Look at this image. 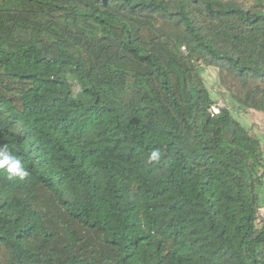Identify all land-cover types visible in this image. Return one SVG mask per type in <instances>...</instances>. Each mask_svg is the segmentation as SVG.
Instances as JSON below:
<instances>
[{
	"label": "trees",
	"instance_id": "trees-1",
	"mask_svg": "<svg viewBox=\"0 0 264 264\" xmlns=\"http://www.w3.org/2000/svg\"><path fill=\"white\" fill-rule=\"evenodd\" d=\"M205 68L264 116V0H0L9 262L264 264V149Z\"/></svg>",
	"mask_w": 264,
	"mask_h": 264
},
{
	"label": "rangeland",
	"instance_id": "rangeland-1",
	"mask_svg": "<svg viewBox=\"0 0 264 264\" xmlns=\"http://www.w3.org/2000/svg\"><path fill=\"white\" fill-rule=\"evenodd\" d=\"M237 1L248 4L252 0H237ZM201 74L205 81L206 86L208 87V89L210 90L212 96L216 99V101H218L219 104L227 103L230 107H233V109L237 111V108L235 107V105H233L235 103L231 101L228 93L222 90L223 88L220 87L216 70L213 68H205L204 70H202ZM252 112H256V111H252ZM258 219L260 220L264 219V203L262 207H260L258 210ZM0 264H11L2 246H0Z\"/></svg>",
	"mask_w": 264,
	"mask_h": 264
},
{
	"label": "clouds",
	"instance_id": "clouds-1",
	"mask_svg": "<svg viewBox=\"0 0 264 264\" xmlns=\"http://www.w3.org/2000/svg\"><path fill=\"white\" fill-rule=\"evenodd\" d=\"M161 158L160 151L154 150L149 156L150 162H159ZM6 168L9 173V178L18 177L24 179L29 175L28 171L22 165L21 161L12 156L7 149H0V169Z\"/></svg>",
	"mask_w": 264,
	"mask_h": 264
},
{
	"label": "crops",
	"instance_id": "crops-1",
	"mask_svg": "<svg viewBox=\"0 0 264 264\" xmlns=\"http://www.w3.org/2000/svg\"><path fill=\"white\" fill-rule=\"evenodd\" d=\"M235 105V104H233ZM234 116L241 121L243 124H245L253 134H255L264 149V116L257 112H242L237 109V111L233 110ZM260 197L262 200V203H264V183L261 188Z\"/></svg>",
	"mask_w": 264,
	"mask_h": 264
},
{
	"label": "built area",
	"instance_id": "built-area-1",
	"mask_svg": "<svg viewBox=\"0 0 264 264\" xmlns=\"http://www.w3.org/2000/svg\"><path fill=\"white\" fill-rule=\"evenodd\" d=\"M211 110H212L214 113H216V112H218V107H217V106H213V107L211 108Z\"/></svg>",
	"mask_w": 264,
	"mask_h": 264
}]
</instances>
